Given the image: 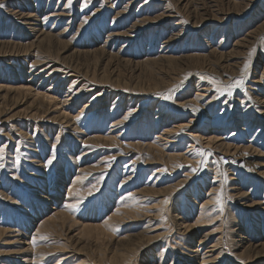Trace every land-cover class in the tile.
<instances>
[{
  "label": "rangeland",
  "instance_id": "1",
  "mask_svg": "<svg viewBox=\"0 0 264 264\" xmlns=\"http://www.w3.org/2000/svg\"><path fill=\"white\" fill-rule=\"evenodd\" d=\"M0 5V264H264V0Z\"/></svg>",
  "mask_w": 264,
  "mask_h": 264
},
{
  "label": "bare ground",
  "instance_id": "2",
  "mask_svg": "<svg viewBox=\"0 0 264 264\" xmlns=\"http://www.w3.org/2000/svg\"><path fill=\"white\" fill-rule=\"evenodd\" d=\"M29 93H31V90L29 91ZM78 93H79V92H75L74 95H77ZM34 95H35V97H37L39 94L36 93V94H34ZM74 95H73V97H74ZM42 96H43V97H46L47 100L50 101V102H51V101H54L53 99H51L50 97L46 96L45 94L42 95ZM198 97H199V96H198ZM56 104H57V103H56ZM60 114H63V113H60ZM63 115H64L65 117L67 116V115H65V114H63ZM252 119H253V118H252ZM237 120H238V118H237ZM237 120H236V121H237ZM239 120H240V119H239ZM243 120H244V119H243ZM251 121H252V120H251ZM230 123H232V121H231ZM230 123H229V124H230ZM244 123H245V121H244ZM116 125H118V124H116ZM179 127H181V126L179 125V126H178V129H179ZM209 127H210V128H214V126H212V125H210ZM167 128H168V127H167ZM173 128H174V127H173ZM174 129H175V128H174ZM166 130H167L168 132L165 133V134H170V133L173 131V129H169V130L166 129ZM207 131H208V130L206 129V130L204 131V133H206ZM167 139H168V138H167ZM205 139H206V141H205L206 143H205V144H206L207 147H210L211 144L215 143V138H213V137H209V138H205ZM168 140H169V139H168ZM160 141H161V140H160ZM199 145H200V147H202V144H199ZM153 146H154V148H157V145H152V144L148 145V144H147V145H146L147 150H150L151 148H153ZM154 148H153V149H154ZM156 151H157V149H156ZM188 151L190 152L191 150H188ZM192 156H193L192 154L189 155L190 158H191ZM169 157H176V156H175V155H169ZM169 157H168V158H169ZM192 158H194V157H192ZM184 159H185V160H187V159H188V160H191V159H189V158H184ZM227 164H230L232 167H234L233 162H230V161H229ZM225 166H226V164H225L224 166H222L223 170H225ZM255 177H256V178H258V177H261V178H262V176L259 175V174H256ZM177 219H178V221L181 220V218H177ZM189 228H190L189 226H185V227H184V229H185L186 231H188ZM206 253H207V252H206ZM204 254H205V253H204ZM203 257H204V256H203ZM203 257H202V258H203ZM207 258H208V257H207ZM203 260H204V259H203Z\"/></svg>",
  "mask_w": 264,
  "mask_h": 264
},
{
  "label": "snow or ice",
  "instance_id": "3",
  "mask_svg": "<svg viewBox=\"0 0 264 264\" xmlns=\"http://www.w3.org/2000/svg\"><path fill=\"white\" fill-rule=\"evenodd\" d=\"M0 7H3V5H0ZM250 55H251V53H250ZM249 68H250V62H249V61H245L244 66H243V69H242V73L247 72V70H248ZM243 83H244V78H243V75H242L241 79H238V80H236L233 84L227 86L228 89H229L228 94L231 95V91H230V90H231L232 88H239ZM164 98H165V99H168L169 97L165 96ZM77 119H79V117H77ZM125 119H127V117H125ZM182 131H183V129H182ZM3 151H4V149H3L2 147H0V156H2ZM201 154H202V153H201ZM47 163H48V164H51V163H52V160L49 159V160L47 161ZM0 166H2V165H0ZM165 202H167V201H165ZM216 203H217V204L220 203L219 195H218V197H217ZM32 242L35 243V238L33 239Z\"/></svg>",
  "mask_w": 264,
  "mask_h": 264
}]
</instances>
